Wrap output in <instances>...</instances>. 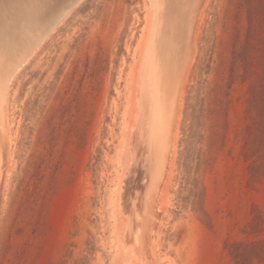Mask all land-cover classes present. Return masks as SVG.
<instances>
[{"label":"rangeland","instance_id":"374dc122","mask_svg":"<svg viewBox=\"0 0 264 264\" xmlns=\"http://www.w3.org/2000/svg\"><path fill=\"white\" fill-rule=\"evenodd\" d=\"M198 19L153 262L264 264V0H204ZM151 21V0H80L0 90V264H124Z\"/></svg>","mask_w":264,"mask_h":264},{"label":"water","instance_id":"95a60500","mask_svg":"<svg viewBox=\"0 0 264 264\" xmlns=\"http://www.w3.org/2000/svg\"><path fill=\"white\" fill-rule=\"evenodd\" d=\"M80 0H0V90ZM152 22L137 71L120 192L118 247L124 264H154L159 194L182 84L204 0H151Z\"/></svg>","mask_w":264,"mask_h":264},{"label":"bare ground","instance_id":"6f19581e","mask_svg":"<svg viewBox=\"0 0 264 264\" xmlns=\"http://www.w3.org/2000/svg\"><path fill=\"white\" fill-rule=\"evenodd\" d=\"M205 2H206V1H205ZM200 16H201V15H200ZM198 17H199V16H198ZM200 20H201V19H200ZM151 22H152V21H151ZM198 22H199V19H198ZM56 24H57V23H56ZM56 24H55V25H56ZM197 24H199V23H197ZM55 25H54V26H55ZM149 26H151L150 23H149ZM50 31H51V30H50ZM194 42H195V41H194ZM38 45H39V44H38ZM192 55H193V50H192V54H191L190 60L192 59ZM190 60H189V61H190ZM25 61H26V60H25ZM22 64H23V63H22ZM20 66H21V65H20ZM18 68H19V67H18ZM18 68H17V69H18ZM187 70H188V69H187ZM16 71H17V70H16ZM16 71H15V72H16ZM185 76H186V73H185ZM11 77H12V76H10V79H11ZM7 84H8V81H7ZM6 88H7V87H6ZM1 91H2V90H1ZM1 91H0V92H1ZM2 92L4 93V90H3ZM3 93H2V96H3ZM0 94H1V93H0ZM181 94H182V93H181ZM181 101H182V100H181ZM180 106H181V105H180ZM178 108H179V107H178ZM179 113H180V112H179ZM179 113H178V114H179ZM178 116H179V115H178ZM177 119H178V118H177ZM175 131H176V130H175ZM169 161H170V160H169Z\"/></svg>","mask_w":264,"mask_h":264},{"label":"trees","instance_id":"16d2710c","mask_svg":"<svg viewBox=\"0 0 264 264\" xmlns=\"http://www.w3.org/2000/svg\"><path fill=\"white\" fill-rule=\"evenodd\" d=\"M84 257L87 258L88 256L85 255ZM75 264H78V263L76 262Z\"/></svg>","mask_w":264,"mask_h":264}]
</instances>
